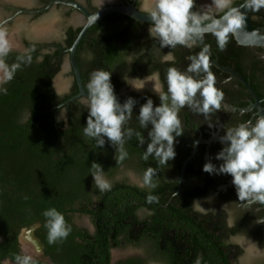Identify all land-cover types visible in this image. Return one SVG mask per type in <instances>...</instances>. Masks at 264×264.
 I'll use <instances>...</instances> for the list:
<instances>
[{
	"label": "trees",
	"instance_id": "16d2710c",
	"mask_svg": "<svg viewBox=\"0 0 264 264\" xmlns=\"http://www.w3.org/2000/svg\"><path fill=\"white\" fill-rule=\"evenodd\" d=\"M242 1L234 0L232 5ZM150 25L124 14L110 13L88 29L75 52L86 91L90 74L103 69L112 73L111 83L121 104L129 97L136 101L125 128L140 132L145 143L141 145L135 135L127 139L128 156L120 163L115 158V146L107 138L104 147L97 148L95 140L84 135L88 107L78 99L62 105L68 111L67 120L55 123V105L75 94L78 88L73 80L69 92L62 96L55 93L52 78L59 67L49 62V54H40L39 45L24 41L27 53L11 51L5 58L12 65L19 62L18 57L31 55L32 62L21 63L13 79L0 87V233L8 234L0 243V262L4 257L13 261L19 256L14 230L36 222L40 223L36 234L44 244V253L54 264H111V249L129 244L144 245L146 259L161 264H194L201 254V264H234L231 257L242 252L228 241L238 229L227 226L223 213L192 208L200 192L188 183L191 178L186 168L178 195L171 197L180 179L182 160L177 155L165 165L158 164L154 156L147 161L142 158L150 142L151 125L142 128L138 115L148 97L123 90L128 78L142 67L147 57L143 54L157 40L149 33ZM80 28H66V48ZM234 43L230 33L226 50L220 51L213 32L205 33L203 43L198 41L191 48L175 52L174 60L161 62L147 73L159 74L166 93L169 67L183 70L179 66L189 65L188 57L198 54L205 44L210 46L211 56L215 49L225 55L237 52ZM40 56L42 59L38 60ZM2 89H7L6 93ZM152 100L154 106L161 103L160 98ZM93 162L102 166L110 190L101 192L94 186ZM149 167L157 172L154 188L143 185V174ZM126 169L141 178L142 184L129 182L128 172H123ZM117 173L122 174L118 179ZM149 195L157 199L149 203ZM50 208L61 212L71 227L69 236L55 244L48 243L43 216ZM74 213L89 216L94 231L77 226L72 219ZM144 262L142 257L131 256L116 264ZM32 264L50 263L32 260Z\"/></svg>",
	"mask_w": 264,
	"mask_h": 264
},
{
	"label": "clouds",
	"instance_id": "9594fccd",
	"mask_svg": "<svg viewBox=\"0 0 264 264\" xmlns=\"http://www.w3.org/2000/svg\"><path fill=\"white\" fill-rule=\"evenodd\" d=\"M232 0H213L208 9L215 8L223 15L212 18L208 27L213 29L220 51L226 50L228 36L235 32L245 22V14L241 9L260 11L264 8V0H244L239 7H232ZM195 0H154L151 11L152 24L149 33L159 42V47L174 49L177 45L193 47L198 41L203 43L206 28L204 22L210 17L207 11H193ZM227 9V11H224ZM98 18V17H97ZM12 50L5 29L0 28V85L10 82L21 63H31L32 57H18V63L8 65L6 57ZM210 46L205 44L201 51L188 57L191 63L186 71L176 67L167 69V92L161 91L159 74H150L145 81H154V91L159 95L160 105L154 106L151 98L147 99L139 110V123L142 128L151 125L148 133L150 142L142 158L147 161L154 156L160 165L168 164L176 156V137L183 133L180 110L185 106L194 112L209 114L213 110L219 111L224 99L222 90L216 87V79L210 71ZM89 59L93 57L89 54ZM42 59L40 57L37 58ZM174 60L173 53L169 51L162 57V62ZM203 73L202 78H198ZM112 73L103 69L94 70L90 74L87 84L86 105L88 116L83 129L85 136L95 140L97 148H103L107 138L116 148V160L122 162L128 153L125 149L127 139L135 135L139 143H145L140 132L132 128H125L131 119L136 104L134 98L129 97L121 104L114 92L111 83ZM140 80V79H135ZM136 89L135 84H131ZM5 93L7 89H2ZM199 94L200 99H197ZM262 111V110H261ZM257 114L255 122L248 120L235 127L227 128L221 137L225 146L216 156L223 161L217 168L209 160L203 166V171L209 174H229L233 177L240 200L251 199L264 204V115ZM230 142V144L228 143ZM195 146V145H194ZM94 186L101 192L111 189L110 183L105 179L102 166L96 162L91 164ZM156 169L149 167L143 174V185L154 188L153 177ZM176 195H178L175 192ZM157 198L149 195V203ZM227 205H225L226 207ZM192 208L198 212H205L199 201H194ZM46 218L47 240L49 244L66 239L71 227L67 224L64 215L56 208L43 212ZM112 250V249H111ZM202 254L197 257L194 264H201ZM17 264H32L28 256L16 258Z\"/></svg>",
	"mask_w": 264,
	"mask_h": 264
},
{
	"label": "flooded vegetation",
	"instance_id": "af4514ba",
	"mask_svg": "<svg viewBox=\"0 0 264 264\" xmlns=\"http://www.w3.org/2000/svg\"><path fill=\"white\" fill-rule=\"evenodd\" d=\"M76 1L83 4L90 11L98 6L97 3H94V0ZM115 1L123 2L124 0ZM5 2L8 3H3V7L7 9L10 14L6 16L4 15L2 19L0 18V21L6 17L14 15L20 8L41 7L46 5L48 0H35L33 3H29L31 1L28 0V3L22 5H13L9 1ZM241 3H244V0ZM144 4V0H135V6L137 8L151 12L152 9H147V7H144ZM55 7L61 8L60 10L65 12L67 17H69L72 12L79 13L72 7L63 5H55ZM246 10L251 17L253 27L264 29V8L260 9L258 12L249 9ZM219 13H221V11L214 13L210 16V18ZM38 14L40 13H33L31 15ZM12 21L13 20L6 21L0 26V28H5V25L11 23ZM19 24L20 23H18V26L16 27L17 29H19ZM68 26L77 27L81 25L74 26L66 23L62 26L61 38L56 41H52L49 44L41 42L37 43L34 41L35 39L31 40L33 39V34L30 32V35H32L30 36L31 39L22 37V39L18 41L20 47L12 48L11 51L17 53H27L29 50L24 45V41H27L30 44L39 45L38 50L40 54H49V62L53 64V67H59L60 70L64 58H67L69 62L67 48L63 42L65 30ZM32 27L33 26H30V28ZM150 27L151 25L149 28ZM16 28H13L14 33L18 32ZM24 29L25 26L23 25L21 30ZM14 33L12 35H14ZM8 39L11 43V39ZM153 44H155V46L151 49V51L143 54L147 55V57L142 61L140 65L142 67H139L136 73L132 75L133 78L140 80L134 79V81L128 82V85L127 87L125 86L126 88H124L123 92L129 91L136 95L145 94L148 98L158 99L159 95L154 91V81H145L146 77L157 72L147 73V71L156 67L158 68V65L162 62V57L169 51H171L175 57V52L179 53L188 48L182 45H177L174 49H171L170 47L161 48L159 47L158 40H156ZM234 46L237 49V52L234 51V53H232L229 51L226 54L228 57H226L224 53H220L217 49L214 50L213 56L210 57V71L215 76L216 87L224 93V99L221 103L220 110H213L209 114L205 115L203 113L194 112L187 106L181 109L179 117L184 134L176 137L174 147L177 157L182 160V164L186 161L184 168H186V174L191 178L188 183H190L193 187H197L200 192L198 193L196 201H199L201 206L205 208L206 211L211 209L213 211L223 213L227 226L238 229V232L231 234L228 238L229 242L239 246L242 251L237 257H231V262L235 264V262L240 258V255L245 252L247 254L250 253L249 249H247L249 246H253L257 252L255 249L253 251L257 254L259 253V256L263 257L264 261V204L251 199L240 200L231 175L209 174L203 171L204 164L209 160H211L217 168L221 163H223V161L217 160L216 156L225 146H227L225 143L221 142V137L226 133V129L235 127L238 124L250 119L255 122L257 114L260 113L258 104L264 110V46L240 45L236 42L234 43ZM32 48L37 49L35 46H32ZM56 48L58 51H56ZM40 58H42V56H40ZM68 67L69 76L71 77L68 84L66 81V85L64 82L62 84L59 83L61 84L60 86L58 84L55 85V78L59 70L52 78V85L55 93L59 96L69 92L73 80H75L70 65H68ZM179 67L183 69L181 71H186L188 65H180ZM0 75H2V73H0ZM203 75L204 74L201 73V76L198 78H202ZM131 84H135L141 89H136ZM159 84L161 86V91L163 92L164 86L160 78ZM1 86L2 85H0V87ZM60 89L62 90L60 91ZM75 94L71 95L63 102L55 105L57 106V110L54 112L55 123L60 122V120H67L68 111L66 108H63L62 105L67 104L74 99H78L80 104L87 106V97L79 96L72 98ZM197 99H200L199 94H197ZM65 126L66 123L63 127ZM228 143L230 144V142ZM55 157L56 156L54 155V158ZM136 177L137 175L130 171L127 179L131 183H139L141 185V178L139 180ZM183 177L184 171L182 179ZM225 205L227 206L225 207ZM72 219L77 226L84 227L89 232L94 231V225L89 216L74 213L72 215ZM39 226L40 223L36 222L27 226H20L17 232L14 230L18 246L17 254L20 257L28 256L31 257L32 260L54 264L51 258L44 253V244L40 237L36 234V229ZM7 237L8 234L0 233V243L4 242ZM237 237L240 240H235ZM28 246L30 251H34L33 255H30L27 251ZM0 264H17V260L12 261L8 257H4L1 259Z\"/></svg>",
	"mask_w": 264,
	"mask_h": 264
},
{
	"label": "water",
	"instance_id": "95a60500",
	"mask_svg": "<svg viewBox=\"0 0 264 264\" xmlns=\"http://www.w3.org/2000/svg\"><path fill=\"white\" fill-rule=\"evenodd\" d=\"M10 1L17 2V1H27V0H10ZM95 2L97 3L98 6H96L90 11L83 4H81L80 2L76 0H48L47 4L44 6L36 7V8H20L17 10V12L14 15L6 17L2 21H0V26H1L6 21L12 20L13 18H15L21 12L29 13V14L45 13L49 11L51 8H53V6L55 5H63L67 7H72L79 12V14L84 18L83 23L81 24V28L78 31L73 42L71 43L69 47H67V52H68V57H69L68 65H70V68L72 70V73H73V76L75 78V82L78 88V92L72 98L79 97V96L87 97V91H85L82 85L79 69L76 64L75 52H76V49L80 41L84 38L86 32L93 24L99 22L106 15L110 13L124 14L140 22H147L149 24H152L151 12L140 10L139 8H137L135 6V0H130V1L124 0L123 2H117L115 0H95ZM144 3H145L144 7H154V1L152 0L151 1L144 0ZM242 4L243 3H237V4L232 5V7H239ZM200 6L202 9L208 10L203 0H200ZM225 11H227V9ZM241 11L244 12L245 14V22L241 26V28L237 29L235 32L232 33V36L235 42L240 45L264 46V29L253 27L252 20H251V17L248 11L246 9H241ZM221 15H223V13ZM52 23H53L52 19L46 18V20L43 21V23L41 24V27H38L37 25H35L33 29L30 28L31 33L33 34V39L39 40V41L48 39L52 32V29H51ZM210 23L211 21L204 22V26L206 28L205 33L213 32V29L208 27ZM34 29H40L43 32V34L37 35L36 33H34ZM154 46L155 44H152L147 50V53H149ZM258 108L260 111L262 110L261 114L264 115V110L259 104H258ZM185 162L186 161L183 162L180 168V179H179L178 188L175 191L176 193L179 191V188H180ZM175 192L172 193L171 197L175 194Z\"/></svg>",
	"mask_w": 264,
	"mask_h": 264
},
{
	"label": "rangeland",
	"instance_id": "374dc122",
	"mask_svg": "<svg viewBox=\"0 0 264 264\" xmlns=\"http://www.w3.org/2000/svg\"><path fill=\"white\" fill-rule=\"evenodd\" d=\"M5 1H9L13 5H15V4L16 5L17 4L22 5V4L28 3L27 2L28 0L27 1H17V2H13L10 0H0V18L1 19L4 17V15L6 16V15L10 14V12H8V10L3 7V5L5 3H8ZM30 1L31 2H29V3L35 2V0H30ZM37 1H39V0H37ZM233 1L234 0H232V2ZM94 3H96L95 0H94ZM60 9L61 8H57V7L53 6V8H51L49 11H47L45 13H40L38 15H31L29 13H21L17 17L13 18L12 19L13 21L11 23L5 25V28H3L7 32V38L11 39L12 48L20 47V45L18 44V41H20L22 39V37L30 38V32H31L30 26L34 27L35 25H37L38 27H41V24L43 23V21L46 20V18H50L53 20L52 27H51L52 32H51L49 38L44 39V40H40V41L30 38L31 40H34L37 43L41 42V43H48L49 44L52 41H56V40L61 38L62 26H64L66 23H69V24L74 25V26L81 25L83 23L84 19L79 13L72 12L71 15L69 17H67L65 15V12H62ZM147 9L153 10V7H147ZM193 11H207L209 17L211 15H213L214 13L219 12V10H217L215 8H210L208 10L202 9L200 6V0H195V8ZM18 23H20L19 29L16 28L18 26ZM23 25L25 26V29L21 30V27ZM13 28H16L18 30V32L14 33ZM13 33H14V35H12ZM67 63H68V59L64 58L61 69L59 70V72L56 75L55 85L58 84L60 86L63 82L66 85V83H65L66 81L68 84V81L70 80L71 77L69 76V67H68ZM134 79L135 78H133L131 76L128 78V82H132V81H134ZM59 83H61V84H59ZM61 90L62 89H60V91ZM128 171L129 170H127V169L123 170V172H128ZM128 173H127V176H128ZM121 175H122L121 173H117L115 175V178L118 179L121 177ZM140 213H142V211H140ZM235 240L238 241L240 239H238V237H237V239H235ZM25 245H26V243H25ZM247 249H249L250 253L247 254L245 252L244 253L245 255L244 254L240 255V258L238 259V261L235 262V264H264L263 257H260L259 253L257 254L253 251L255 249L253 246H249ZM27 251L29 252L30 255L34 254L33 250H31V251L29 250V246H28ZM256 252H257V250H256ZM260 254H261V252H260ZM131 256L142 257L145 260V262H144L145 264H161L159 262L152 261L148 258L146 259V252H145L144 245L134 246V245H130V244L125 245L123 247H119V248H113L111 250V264H116V262H118L119 260H121L125 257H131Z\"/></svg>",
	"mask_w": 264,
	"mask_h": 264
},
{
	"label": "bare ground",
	"instance_id": "6f19581e",
	"mask_svg": "<svg viewBox=\"0 0 264 264\" xmlns=\"http://www.w3.org/2000/svg\"><path fill=\"white\" fill-rule=\"evenodd\" d=\"M151 1V0H150ZM152 1H154V0H152ZM204 1V4L206 5V6H209V5H212L213 4V0H203ZM40 29H38V30H35L34 29V33H36L37 35H40V34H43V32L40 30ZM38 31V32H37Z\"/></svg>",
	"mask_w": 264,
	"mask_h": 264
}]
</instances>
